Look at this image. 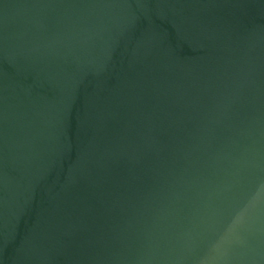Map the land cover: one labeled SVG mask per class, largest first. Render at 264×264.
I'll return each mask as SVG.
<instances>
[{
    "label": "water",
    "instance_id": "1",
    "mask_svg": "<svg viewBox=\"0 0 264 264\" xmlns=\"http://www.w3.org/2000/svg\"><path fill=\"white\" fill-rule=\"evenodd\" d=\"M0 264H264V0H0Z\"/></svg>",
    "mask_w": 264,
    "mask_h": 264
}]
</instances>
